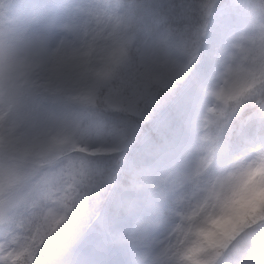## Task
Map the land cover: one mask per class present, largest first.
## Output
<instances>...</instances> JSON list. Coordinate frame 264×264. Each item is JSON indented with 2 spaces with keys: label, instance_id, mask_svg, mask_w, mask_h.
<instances>
[{
  "label": "snow or ice",
  "instance_id": "obj_1",
  "mask_svg": "<svg viewBox=\"0 0 264 264\" xmlns=\"http://www.w3.org/2000/svg\"><path fill=\"white\" fill-rule=\"evenodd\" d=\"M219 3L92 0L46 34L21 29L18 52L0 61V264H158L167 249L154 217L171 173L129 161L128 149L200 64ZM233 10L251 31H219L218 69L197 78L212 101L197 128L209 154L233 139L264 148V0ZM228 260L264 264V215L243 218L200 264Z\"/></svg>",
  "mask_w": 264,
  "mask_h": 264
},
{
  "label": "clouds",
  "instance_id": "obj_2",
  "mask_svg": "<svg viewBox=\"0 0 264 264\" xmlns=\"http://www.w3.org/2000/svg\"><path fill=\"white\" fill-rule=\"evenodd\" d=\"M20 31L0 7V61L18 52ZM223 148L209 154L199 140L191 158L171 172L166 197L172 200L175 219L159 236L167 253L158 254V264H200L210 246L233 233L243 218L253 211L264 215V148L241 145L219 164Z\"/></svg>",
  "mask_w": 264,
  "mask_h": 264
},
{
  "label": "trees",
  "instance_id": "obj_3",
  "mask_svg": "<svg viewBox=\"0 0 264 264\" xmlns=\"http://www.w3.org/2000/svg\"><path fill=\"white\" fill-rule=\"evenodd\" d=\"M35 1L37 0H2L10 24H13L18 14L33 6ZM40 1H47L56 6L58 0ZM227 1L220 0L216 14L209 20L208 33L205 37L204 51L200 64L195 67L191 77L178 83L174 90L164 98L153 118L142 124L140 136L129 146L127 157L129 161H136L138 164L144 165L150 164L155 168L157 162H160L164 156L167 155L170 159L177 156V149H175L171 137L172 133L181 129L183 121H187V118L190 117L191 112L196 107L195 102L202 92L197 79L198 76L203 73L210 77L217 67L211 59L209 46L216 40L219 31L224 30L229 33V30L232 29L231 25L239 23L233 6L228 7L225 3ZM245 27L249 28V30L247 29L243 34L251 31V21ZM249 114L250 111H245L233 122V133L240 128ZM161 121H167L168 126L165 128L158 127ZM169 128H171V132L168 131ZM240 146L241 144L235 139L230 141L222 149L218 163H224L229 151ZM149 152H159V155L151 156ZM128 247L130 248L131 246L129 245Z\"/></svg>",
  "mask_w": 264,
  "mask_h": 264
},
{
  "label": "rangeland",
  "instance_id": "obj_4",
  "mask_svg": "<svg viewBox=\"0 0 264 264\" xmlns=\"http://www.w3.org/2000/svg\"><path fill=\"white\" fill-rule=\"evenodd\" d=\"M92 0H58L57 5H53L50 2H41L37 0L33 6L26 8L22 13L18 14L12 25L25 29L27 32L35 34H46L45 27L50 20L55 18L58 22H62L66 19L69 13L74 7L80 5H87ZM228 7L233 6L234 0H228L225 2ZM239 21V20H238ZM239 25H231L232 32L230 37L238 36L245 31L244 23L240 22ZM231 40H229V45ZM218 69V65L211 74L213 77ZM211 98L201 92L196 100V107L191 112L187 121H183V125L180 130H175L172 133V141L175 149H177V156L170 159L169 156H164L160 162H157L155 168L158 175H167L178 168H180L185 161L191 158V156L199 148V135H198V123L200 118L204 115L207 107L211 104ZM171 128L168 129L170 131ZM171 132V131H170ZM164 211L161 215L154 217V223L156 227V235L161 236L167 226L174 222L175 213L171 198H165L163 201ZM129 230L135 227V221L132 220L128 224Z\"/></svg>",
  "mask_w": 264,
  "mask_h": 264
}]
</instances>
